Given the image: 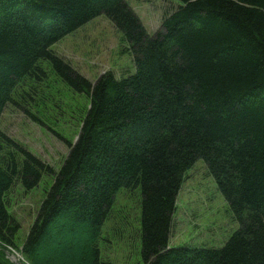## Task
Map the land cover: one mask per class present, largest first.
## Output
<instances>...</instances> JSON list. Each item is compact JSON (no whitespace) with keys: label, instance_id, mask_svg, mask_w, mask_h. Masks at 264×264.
Here are the masks:
<instances>
[{"label":"trees","instance_id":"1","mask_svg":"<svg viewBox=\"0 0 264 264\" xmlns=\"http://www.w3.org/2000/svg\"><path fill=\"white\" fill-rule=\"evenodd\" d=\"M178 1L150 34L126 0H0V118L18 88L46 80L45 64L89 100L58 170L0 129V264H14L21 228L11 189L45 175L53 182L23 246L30 264H110L100 241L123 189L139 190L144 264H264V0ZM102 14L135 70L92 82L52 46ZM199 159L240 227L221 247H171Z\"/></svg>","mask_w":264,"mask_h":264},{"label":"rangeland","instance_id":"2","mask_svg":"<svg viewBox=\"0 0 264 264\" xmlns=\"http://www.w3.org/2000/svg\"><path fill=\"white\" fill-rule=\"evenodd\" d=\"M140 16L150 34L162 27L165 12L179 6L178 0H126ZM123 33L106 15L93 18L65 36L52 49L92 82L105 71L121 77L135 70ZM46 80L31 87L18 88L0 118V129L58 170L77 139L80 119L88 97L62 83L53 70L44 65ZM45 78V77H44ZM53 176H43L31 190L16 183L8 195L11 214L20 222L13 254L19 262L30 264L23 246L44 200ZM140 194L138 189H123L117 196L110 217L103 226L101 256L110 264H144L141 256ZM240 227L203 159L186 174L177 199L171 247H221Z\"/></svg>","mask_w":264,"mask_h":264},{"label":"bare ground","instance_id":"3","mask_svg":"<svg viewBox=\"0 0 264 264\" xmlns=\"http://www.w3.org/2000/svg\"><path fill=\"white\" fill-rule=\"evenodd\" d=\"M13 257L16 258V260H20L21 259V255L20 254L16 255V256L14 255Z\"/></svg>","mask_w":264,"mask_h":264},{"label":"water","instance_id":"4","mask_svg":"<svg viewBox=\"0 0 264 264\" xmlns=\"http://www.w3.org/2000/svg\"><path fill=\"white\" fill-rule=\"evenodd\" d=\"M11 260H12L15 264H20V263L17 262L16 259H14L13 257L11 258Z\"/></svg>","mask_w":264,"mask_h":264}]
</instances>
